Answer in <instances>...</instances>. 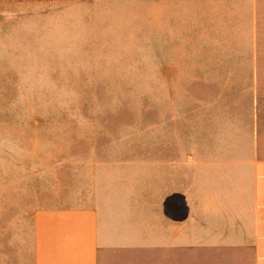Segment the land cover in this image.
Returning <instances> with one entry per match:
<instances>
[{"label":"rangeland","instance_id":"374dc122","mask_svg":"<svg viewBox=\"0 0 264 264\" xmlns=\"http://www.w3.org/2000/svg\"><path fill=\"white\" fill-rule=\"evenodd\" d=\"M146 10V0H0V264L44 205L101 191L157 207L178 160L192 192L189 161L227 159L256 127L264 136L254 58L163 55ZM196 254L209 252L186 249Z\"/></svg>","mask_w":264,"mask_h":264},{"label":"crops","instance_id":"0c3cea01","mask_svg":"<svg viewBox=\"0 0 264 264\" xmlns=\"http://www.w3.org/2000/svg\"><path fill=\"white\" fill-rule=\"evenodd\" d=\"M146 7L163 55L245 56L264 71V0H146ZM255 133L225 160L189 161L192 192L187 163L178 160L157 207L151 195L141 205L95 191L90 203L34 210L30 239L8 241L3 263L264 264V136ZM187 248L209 255L187 257Z\"/></svg>","mask_w":264,"mask_h":264}]
</instances>
